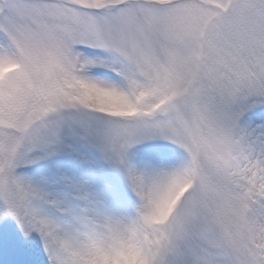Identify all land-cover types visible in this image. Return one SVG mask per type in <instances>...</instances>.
<instances>
[{
    "label": "snow or ice",
    "instance_id": "6c2138e0",
    "mask_svg": "<svg viewBox=\"0 0 264 264\" xmlns=\"http://www.w3.org/2000/svg\"><path fill=\"white\" fill-rule=\"evenodd\" d=\"M49 264H264V0H0V219Z\"/></svg>",
    "mask_w": 264,
    "mask_h": 264
},
{
    "label": "rangeland",
    "instance_id": "374dc122",
    "mask_svg": "<svg viewBox=\"0 0 264 264\" xmlns=\"http://www.w3.org/2000/svg\"><path fill=\"white\" fill-rule=\"evenodd\" d=\"M8 218L10 219V217L0 219V228H2L3 230V239L0 241V264H12V253L10 248L12 249L15 258L16 256H18V259L20 258L23 264H49L48 257L44 251V248H35V245H38L36 236L39 235L33 233L30 238L23 237L19 227L16 225V222L11 218L14 227L17 231V235L15 236L12 229L9 227ZM5 236H7L8 239L10 238L11 247H9L8 243L5 241ZM15 237L17 241V246L19 248L18 253L15 252L13 249V239H15ZM38 239L40 240V237H38ZM3 241L5 242V246H7L8 249L1 247V242ZM8 250L9 253H7Z\"/></svg>",
    "mask_w": 264,
    "mask_h": 264
},
{
    "label": "bare ground",
    "instance_id": "6f19581e",
    "mask_svg": "<svg viewBox=\"0 0 264 264\" xmlns=\"http://www.w3.org/2000/svg\"><path fill=\"white\" fill-rule=\"evenodd\" d=\"M2 233H3V230H2V228H0V241L3 239V237H2ZM38 237H39V236H36V239H37V243H38V245L36 244V245H35V248H39V247H40V248L43 249L44 247H43L41 241L38 239ZM1 247H2V248H6V249H8L7 246H5V242H4V241L1 242ZM7 253H9V250L7 251ZM6 255H7V254H6ZM12 259H13V257L11 256V260H12ZM12 264H14L13 261H12Z\"/></svg>",
    "mask_w": 264,
    "mask_h": 264
}]
</instances>
